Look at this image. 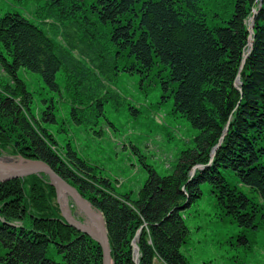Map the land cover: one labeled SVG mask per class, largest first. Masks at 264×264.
Wrapping results in <instances>:
<instances>
[{
  "label": "trees",
  "instance_id": "16d2710c",
  "mask_svg": "<svg viewBox=\"0 0 264 264\" xmlns=\"http://www.w3.org/2000/svg\"><path fill=\"white\" fill-rule=\"evenodd\" d=\"M231 3L229 12L220 5L210 17L218 21L207 19L201 0H47L46 14L58 22L35 23L18 12L0 17V64L13 82L0 77V150L43 160L76 186L105 217L114 264H136L131 242L143 225L140 264H189L181 252L189 234L184 212L202 196L204 182L221 212L239 226L254 228V217L264 220L260 204L224 172H235L264 202V4L240 91L235 81L249 48L247 21L258 1ZM22 68L40 73L57 91L63 71L72 120L85 126L99 124L111 98L122 103L115 87L121 74L139 75L141 88L160 82L164 98H174L173 112L199 130L195 146L181 152L172 173L150 168L136 199L120 194L98 179L71 143L60 146L35 119L33 93L18 74ZM54 108L52 103L44 113L56 121ZM209 163L189 180L196 164ZM60 216L46 176L0 186V264H102L99 244Z\"/></svg>",
  "mask_w": 264,
  "mask_h": 264
},
{
  "label": "rangeland",
  "instance_id": "374dc122",
  "mask_svg": "<svg viewBox=\"0 0 264 264\" xmlns=\"http://www.w3.org/2000/svg\"><path fill=\"white\" fill-rule=\"evenodd\" d=\"M259 2L264 3V0ZM201 4L209 13L207 19L213 21H218L210 17H214L220 5L226 12L232 8L231 0H201ZM48 6L47 0L46 4L45 0H0V17L7 12H18L35 23L39 19L47 23L58 22L54 13L46 14ZM41 7L43 12L36 15L37 9ZM55 12L60 13V10L55 8ZM249 24L250 18L248 27ZM49 34H52L51 31ZM18 74L25 79L30 92L34 93L31 113L51 131L60 146L71 143L94 168L98 179L108 181L120 194H130L136 199L149 176L150 168L160 175L172 173L181 152L195 146L199 130L193 128L186 117L173 112L174 98H164L160 82H152L148 87L141 88L139 75L121 74L115 87L123 96L122 103L117 105L116 100L111 98L99 124L85 126L72 120V104L65 92L63 71L57 76L62 94L47 85L40 73L22 68ZM0 77L4 81L9 79L13 85L1 64ZM236 84L239 85V76L235 87ZM52 103L55 105L53 113L56 121L43 112ZM4 154L0 152V158L12 160V164L21 162L23 158ZM224 172L231 183L238 185L264 210V202L257 192L240 183L235 172ZM42 174V177L48 176ZM201 189L202 196L185 212L189 234L181 252L189 264H264V220L254 217L256 227H241L221 212L208 182L202 183ZM62 207L65 214L68 213L82 224L86 223V217L72 199H68ZM55 256L49 253V257Z\"/></svg>",
  "mask_w": 264,
  "mask_h": 264
},
{
  "label": "water",
  "instance_id": "95a60500",
  "mask_svg": "<svg viewBox=\"0 0 264 264\" xmlns=\"http://www.w3.org/2000/svg\"><path fill=\"white\" fill-rule=\"evenodd\" d=\"M258 13V10H254V14L256 15ZM254 18H252V22L250 25V32L253 33L254 31ZM250 45L251 48L244 54V58L242 61V65L240 67V72L238 76L241 74V70L244 67V64L246 62L247 57L250 55L252 51V36H250ZM236 87L241 90V87L236 84ZM228 128H226L227 130ZM224 137L221 138L220 142L217 144V146L212 151V160L217 152V149L220 147L221 141ZM22 158V157H21ZM22 159L24 161H22ZM21 159V162L14 164L19 165L21 164L17 169L14 170V165L8 170H6L7 174L0 175V185H6L11 184L16 181H20L21 179H24L25 177L35 174V173H46L49 175L52 184L56 187L57 193H58V199H60V193L61 191L66 192L68 195H70L74 202L82 209L85 216L87 217L88 224H83V227L76 226L74 223L71 222V219L68 214L64 213V209L61 205V209L63 210V214L66 218V220L72 225L75 226L78 230L82 231L83 233L89 234L93 239H95L100 246L102 247L103 251V264H113L112 262V256H111V250H110V244L108 239V232L106 228V222L104 219V216L102 212L96 210L91 203L78 191V189L73 186L71 183H69L66 179H64L60 174H58L55 169L50 166L45 161L41 160H26L24 158ZM202 165H197L191 175L193 176L198 168H201ZM4 168V167H2ZM96 214L100 215V218L97 219ZM141 233V229L139 230L138 234ZM133 246L135 248V261L137 264H139L140 260V246L133 241Z\"/></svg>",
  "mask_w": 264,
  "mask_h": 264
},
{
  "label": "bare ground",
  "instance_id": "6f19581e",
  "mask_svg": "<svg viewBox=\"0 0 264 264\" xmlns=\"http://www.w3.org/2000/svg\"><path fill=\"white\" fill-rule=\"evenodd\" d=\"M23 79V78H22ZM25 80V79H24ZM25 83H27V82H25ZM54 136V135H53ZM11 162H13L12 160H8V159H6V158H0V175H4V174H7L6 173V170H8V168L10 169L14 164H12ZM21 164H19V165H14V170L15 169H17L19 166H20ZM2 167H4V168H2ZM8 167V168H7ZM6 169V170H5ZM60 200L62 201V205L63 206H65L66 204H67V197H66V194L63 192V191H61V193H60ZM104 216V215H103ZM96 217H97V219H99L100 218V215L99 214H96ZM105 218V217H104ZM106 222V221H105ZM143 228H144V225L143 226H141L140 228H139V230L141 229V233L143 232ZM139 230L137 231V233L139 232ZM137 233H136V235H135V237L132 239V241H135V242H137V243H139L140 242V238H138L137 237ZM133 248V247H132ZM133 253L135 254V248H133Z\"/></svg>",
  "mask_w": 264,
  "mask_h": 264
}]
</instances>
